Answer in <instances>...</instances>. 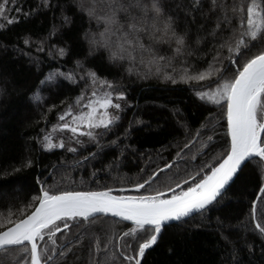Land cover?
Segmentation results:
<instances>
[{
    "label": "trees",
    "instance_id": "16d2710c",
    "mask_svg": "<svg viewBox=\"0 0 264 264\" xmlns=\"http://www.w3.org/2000/svg\"><path fill=\"white\" fill-rule=\"evenodd\" d=\"M226 2L243 3L246 18V7L252 0ZM50 3L53 7H44L42 0H15L13 6V0H8V10L0 18V225L7 224L9 219L21 218L19 210L40 194L41 186L68 191H93L143 183L157 168L173 160L199 130V141H194L183 154V160L187 163H179L171 170L158 174L140 190L128 193L142 196L151 195L157 190L166 192L168 187L176 191V184H180V188L191 186L192 180L188 176L191 174L195 177L202 164L223 153L230 143L224 109L197 95L217 87L219 81L215 73L204 80H181V77L207 72L208 62L215 55V51L210 49H213V43L220 42H213L211 37L205 36L214 27V21L205 23L200 13L194 12L196 19L193 22L192 16L185 14V10L191 8V0H164L166 10L178 17L177 31L189 30L190 47L185 55L173 57L171 48L175 47L174 44L152 45L145 37L146 45L154 47L159 55L169 59L164 64L155 62L148 72L139 64L138 58L130 73L127 71L130 67L127 60L112 62L104 49L89 54V41L85 33H95L102 28L95 20L90 22L73 4V0H50ZM201 3L208 7L207 0H201ZM256 3L264 8V0H256ZM61 6L64 15L69 17L68 23L61 16ZM8 20L14 22L8 23ZM200 24L205 27L198 33ZM232 26H240L239 17L233 19ZM54 27L55 33L52 34ZM198 34L205 36V40L196 45ZM228 34L229 30L223 33L224 36ZM26 38L30 41L28 44L24 43ZM61 47L66 49L63 57L56 54V49ZM187 52L193 54L187 55ZM221 55L226 57L227 50L222 51ZM144 59L147 63L149 57L145 56ZM77 60L82 62L83 70L92 69L98 77L122 85L119 90L126 93L127 102H121L124 104L121 118L102 141L107 145L109 141L118 140L117 145L106 147L102 155L79 165L75 161L95 151L94 146L85 143L77 153H70L67 148L45 150L39 140L51 131L53 124L58 123V114L72 104L82 90L87 96L91 88L86 89V82L79 79L76 83L60 80L51 88H43L40 102L30 99L33 89L50 70L60 69L65 73L75 70L83 75V70L75 67ZM146 72V78H141ZM165 73L171 74L177 83L165 79ZM230 75L231 70L224 73L221 79ZM137 120L141 123H136ZM204 125H207V130ZM68 136L59 137L55 132L53 142L62 140L70 147H78L74 141H69ZM209 136L213 138L212 144L201 153L200 143ZM129 145L131 147H127ZM193 156L196 159H191ZM115 157H119V160L114 164ZM28 160L32 164L25 167ZM261 166L258 160L245 164L224 198L203 223L199 217H193L183 225L172 224L163 228L157 243L146 251L141 264H229L230 258L221 255L229 246L221 240L220 233L237 238L243 233L231 231V228L241 221L252 226L251 201L257 198L259 185L264 183L258 174ZM181 181H187V184ZM260 209H264V201L258 200V216ZM31 210L34 208H26L25 213ZM217 217L225 225L224 228L218 227ZM113 225L117 233L132 227L112 217L106 220L99 217L92 230L103 238L104 229ZM60 226L63 231V226ZM60 235L56 233L57 237ZM247 240L254 244L252 256H248L247 249L241 247L242 242L237 243L245 264H264V255L261 254L264 237L249 232ZM89 246V242L84 241L83 247H77L67 257V264H88ZM125 254L131 255L133 251L127 250ZM76 256L80 257L78 261L75 260ZM19 258L14 253L5 255L4 250L0 251V259H4L6 264H15Z\"/></svg>",
    "mask_w": 264,
    "mask_h": 264
},
{
    "label": "snow or ice",
    "instance_id": "6c2138e0",
    "mask_svg": "<svg viewBox=\"0 0 264 264\" xmlns=\"http://www.w3.org/2000/svg\"><path fill=\"white\" fill-rule=\"evenodd\" d=\"M207 2L208 7L205 8L201 0H191V8L186 9L185 14L192 16L193 22L196 19L194 12H199L205 23L213 20L214 27L205 36L211 37L213 42H220L213 43V49H210L215 51V55L208 62L207 72L181 77V80H204L206 76L215 73L216 80L219 81L217 87L197 95L224 109L227 135L230 137L228 147L223 153L202 164L195 177L191 174L188 176L192 180L191 186L180 188V184H176V191L168 187L167 191L171 195L167 197L158 190L151 195L117 196L112 195L111 188L100 191H68L58 190L54 186H41L40 194L19 210L21 218L9 219L7 224L0 225V250H4L5 255L14 253L15 257H20L15 264H67V257L77 247H83L86 240L90 245L88 264H141V258L146 250L157 243L163 228L172 224L183 225L193 217H199L203 223L210 211L224 198L225 192L245 164L253 160L260 161L262 166L258 174L264 181V8L256 0H252L247 4L245 18L243 3L229 4L226 0ZM42 3L44 7H53L50 0H42ZM7 4L8 0L0 2V18L8 10ZM14 4L15 0L13 6ZM73 4L90 22L95 20L102 28L95 33H85V38L89 41V54L104 49L112 62L127 60L130 65L127 71L130 73L138 58L139 64L148 72L155 62L164 64L169 59L159 55L154 47L146 45L145 37H148L152 45L174 44L175 47L171 48L173 57L185 55L190 47L189 30L186 28L184 32L177 31L178 17L166 10L164 0H73ZM258 8L261 10L257 11ZM16 11L19 12L20 9L17 8ZM61 16L65 23L69 22L62 6ZM236 17H239L238 28L232 26ZM12 22L14 21L8 20V23ZM204 27V24H200L197 32L203 31ZM226 30H229V34L224 36ZM54 33L55 27L52 34ZM205 36L198 34L195 44L199 45L205 40ZM29 42L27 38L24 40L25 44ZM224 50L228 53L226 57L221 55ZM56 54L63 57L66 49L57 48ZM192 54L187 52V55ZM145 56L149 57L147 63ZM225 60L227 63H224ZM75 67L83 70L82 62L77 60ZM230 70L231 75L221 79ZM146 76L147 72L141 78ZM164 78L173 84L177 83L171 74L165 73ZM78 79L86 82L85 88L90 87L91 92L86 96L82 90L75 101L58 114V123L53 124L51 131L46 132L39 140L45 150L67 148L70 153H77L85 143L94 146L96 150L75 161L77 165L87 164L102 155L106 147L117 145L118 140L109 141L107 145L102 141L104 135L121 118L120 112L124 107L121 102L127 103L126 93L119 90L122 85L98 77L92 69L83 70V75L75 70L67 73L60 69L50 70L33 89L30 99L40 102L44 87L51 88L60 80L76 83ZM136 123L141 121L137 120ZM203 127L207 130V125ZM57 130L67 131L69 141H74L78 147H70L64 141L54 143L53 133ZM200 136L198 130L173 160L165 163L162 168H157L143 184L135 183L132 186L141 189L153 177H157L158 173L163 174L165 169L171 170L181 162L187 163L183 160V154L194 141H199ZM212 139L209 136L200 143L201 153L209 148ZM191 159H196V156ZM118 160L119 157H115L113 163ZM31 164L32 161L28 160L24 166ZM181 183L187 184V181ZM256 196L257 199L251 201L252 226L241 221L231 228V231L243 233L237 238H232L225 232L220 233L221 240L229 246L221 255L230 258L229 264H245L240 248L237 247L238 242H242L241 247L247 249L248 256L254 254V244L247 240L249 232L264 237V209H260L259 216L257 215L258 200L264 201V183L259 185ZM26 208L34 210L25 213ZM11 214L10 211L9 215ZM109 214L112 218L132 222L133 226L120 233H117L114 225L109 226L104 229L102 238L92 229L97 218L103 217L106 220ZM216 222L219 228L225 227L219 217ZM60 225L63 226V231ZM72 228L76 230L72 231ZM56 233L61 235L57 237ZM127 250H132L133 254L126 255ZM261 254L264 255V246L261 247ZM79 259V256L75 257V260ZM0 264H6V261L0 259Z\"/></svg>",
    "mask_w": 264,
    "mask_h": 264
},
{
    "label": "water",
    "instance_id": "95a60500",
    "mask_svg": "<svg viewBox=\"0 0 264 264\" xmlns=\"http://www.w3.org/2000/svg\"><path fill=\"white\" fill-rule=\"evenodd\" d=\"M230 139V137H229ZM167 169H165L164 171H166ZM159 174V173H158ZM237 177V176H236ZM235 177V178H236ZM156 177H153L152 180L150 182H152ZM149 182V183H150ZM143 184V183H142ZM232 184V183H231ZM137 190H140V189H136L134 187H126V188H115V189H112V195H117V196H135V195H131V194H128L127 192H134V191H137ZM93 191H100V190H93ZM164 196H167L168 194H170L168 191L167 192H163ZM257 199V198H256ZM108 217H111V214L108 215ZM119 221L120 218H115ZM122 222H125V221H122ZM125 223H128L130 225H132V222H125ZM133 226V225H132ZM154 246V245H153ZM152 246V247H153ZM1 251V250H0ZM147 251V250H146ZM143 258V257H142ZM141 258V260H142Z\"/></svg>",
    "mask_w": 264,
    "mask_h": 264
},
{
    "label": "rangeland",
    "instance_id": "374dc122",
    "mask_svg": "<svg viewBox=\"0 0 264 264\" xmlns=\"http://www.w3.org/2000/svg\"><path fill=\"white\" fill-rule=\"evenodd\" d=\"M55 133V132H54ZM53 133V134H54ZM58 133V134H57ZM66 134H69L67 131H64V132H60L59 130H57L56 131V135H58L59 137H62V136H64V135H66ZM60 141H62V140H60Z\"/></svg>",
    "mask_w": 264,
    "mask_h": 264
}]
</instances>
